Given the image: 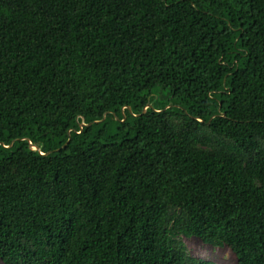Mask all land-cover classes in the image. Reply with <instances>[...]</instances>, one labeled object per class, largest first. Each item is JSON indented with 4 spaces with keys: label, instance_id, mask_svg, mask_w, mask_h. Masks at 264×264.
I'll list each match as a JSON object with an SVG mask.
<instances>
[{
    "label": "trees",
    "instance_id": "16d2710c",
    "mask_svg": "<svg viewBox=\"0 0 264 264\" xmlns=\"http://www.w3.org/2000/svg\"><path fill=\"white\" fill-rule=\"evenodd\" d=\"M183 236L264 264V0H0V260L218 264Z\"/></svg>",
    "mask_w": 264,
    "mask_h": 264
},
{
    "label": "rangeland",
    "instance_id": "374dc122",
    "mask_svg": "<svg viewBox=\"0 0 264 264\" xmlns=\"http://www.w3.org/2000/svg\"><path fill=\"white\" fill-rule=\"evenodd\" d=\"M118 119L117 117H115ZM188 245L189 252L196 257L212 260L218 264H239L237 255L227 245L213 246L201 241L198 237H182ZM0 264H5L0 260Z\"/></svg>",
    "mask_w": 264,
    "mask_h": 264
},
{
    "label": "water",
    "instance_id": "95a60500",
    "mask_svg": "<svg viewBox=\"0 0 264 264\" xmlns=\"http://www.w3.org/2000/svg\"><path fill=\"white\" fill-rule=\"evenodd\" d=\"M81 126H83V124H81ZM12 145V143L9 145V146H11ZM30 145L33 147V148H35V149H39V147L36 145V144H33L31 141H30Z\"/></svg>",
    "mask_w": 264,
    "mask_h": 264
}]
</instances>
